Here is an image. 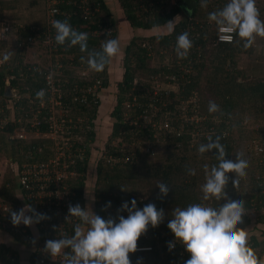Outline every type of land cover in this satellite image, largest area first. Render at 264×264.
Segmentation results:
<instances>
[{
    "label": "trees",
    "instance_id": "16d2710c",
    "mask_svg": "<svg viewBox=\"0 0 264 264\" xmlns=\"http://www.w3.org/2000/svg\"><path fill=\"white\" fill-rule=\"evenodd\" d=\"M54 1V6L59 10L56 15L57 20L67 19L74 29L86 32L89 50L100 51L106 39H117V19L106 0ZM183 1L118 0L124 18L133 30L142 33L155 28L169 29V22L172 25V31L133 36L127 43L123 57V76L118 82L117 100L111 112L115 121L104 151L107 157L101 156L102 158L96 161L94 180L90 183L93 184L94 212L106 219L110 214L115 217L122 203L124 201L130 203L133 198L137 200L139 208H143L148 203H154L157 209H164L165 220L158 227L149 226L147 233L138 241V247L150 246L152 249L130 254L132 264H137L138 258H143L142 264H184L190 258V253L185 250L183 244L177 241L172 251L168 248V242L175 240L174 234L167 227L169 220L172 219L173 209L185 208L192 203H202L218 208L220 204L227 202L224 199L216 201L214 198L210 201L202 200L201 185L205 182L204 159L212 158L207 163L210 168L212 165L218 166L219 163L216 159L217 150L213 149L204 154L198 152L200 144L208 143L209 135L213 137V140L216 136L221 137L220 142L225 146L227 153L226 159L232 161L237 159L238 143L246 142L248 149L245 158H242L249 162V167L246 169L247 175L240 178L237 189L232 184L235 174L229 173L227 197L231 200L244 201L247 209L245 216L249 219L248 212L256 210L261 213L259 219L264 221V186L259 184L255 175L257 171L264 170V136H261L260 130L248 131L242 124L246 117L244 111L254 109V112L264 115V78L246 80L252 71L247 70L248 63L240 65L243 54L254 53V45L245 49L244 41L240 40L236 34L233 42H215L217 25L209 21L208 14L222 9L228 0H207V7L201 6V0H195L197 5L191 13L186 12L185 6L181 4ZM40 2L44 3L45 9L47 0L30 1L31 5H37ZM256 2L264 19V1L256 0ZM3 5L0 0V9ZM87 8L89 10H86ZM2 15L0 14V26H10L9 36L13 37V41L7 40L9 37L3 39L0 36V59H2L0 110L3 107L5 110L1 114L11 116L6 111L8 110L7 102L11 101L14 111L11 117L15 119L21 117L24 123L23 118L26 119V115L30 114L33 102L38 101L36 93L46 87V75L51 70H61L60 74H55L54 77L63 93V102L69 107L67 115L74 120L79 117L86 118L84 122H79L75 131L82 135L80 141L85 144L94 142L96 140L94 127L101 105L100 98L96 93L87 103H81L78 100L74 101L72 92L75 86L92 85L98 79L102 81L100 89L108 87L111 62L103 72H95L88 68L87 63L81 62V56L87 54L82 53L79 46L68 47L67 44H58V50L55 51L43 41V36L39 37L35 44L28 46L27 38L46 29V22L39 25L41 30H36L35 27L38 25L6 21ZM185 31L189 33L193 47L187 58L180 59L175 51L176 41L177 37ZM21 41H24L23 46L19 44ZM34 45L41 51L37 52L38 48L33 50ZM155 52L164 53L162 56L173 53L171 63L154 66L152 58ZM6 53L11 54V59L7 62L3 60ZM36 56L43 61L34 60ZM262 67L264 68V64ZM185 68H190V73L184 72ZM78 70H88L89 73L84 72L80 75ZM157 75L161 79H163L162 76L173 75L176 81L181 82V86L179 94L171 93L168 98L171 102H168L167 106L161 105L160 110L152 114V106L148 105L149 100L146 97L152 83L143 80L144 78L151 80ZM11 89L16 92L13 98H11ZM159 94L162 99L167 97L163 89L159 90ZM135 97L138 103L135 107L128 108L127 103L132 102ZM189 98L195 100L191 99L189 103L181 102L182 99ZM210 101L219 105L220 110L210 113L208 110ZM180 106H187L188 114L194 117L199 116L201 119L197 121L195 117L181 126L177 120L181 112ZM166 113L173 120H171L173 124L170 131L161 127L166 120ZM141 114H148L149 117L146 119L143 116L140 117L137 124L133 122V119L135 120ZM127 115H130L131 119H126ZM154 122H157L155 127ZM20 125L16 121H11L3 127L0 126V157L5 156L9 160L11 169L15 173V176L4 174L0 183V201H13L20 205L19 209L25 204L18 198L19 184L14 179L15 177L17 179L16 172L23 162L45 159L51 153V148L43 141L17 138L15 128ZM175 128L178 130L176 131ZM157 137L171 142L172 147L169 151L157 154L155 151L146 150V143L156 140ZM38 142L43 147L41 151L32 148ZM87 153L90 157V146L87 147ZM89 159L87 157L74 164L73 170L76 175L70 179L69 183L70 189L75 193L72 202L79 203L85 208L90 185L88 182ZM189 168L194 169L196 174H189ZM161 182L170 187V192L163 199L158 198L160 189L157 184ZM121 186L128 191H121ZM109 201H111V207L107 211L103 210ZM121 214L125 217L128 215L126 211ZM0 219L9 230L10 216L3 215L0 211ZM1 227L4 228L0 224ZM15 236L20 238L18 234ZM249 243L262 257L263 240L252 234L249 237ZM0 264H21L17 252L1 242ZM30 264H38L34 250L30 253Z\"/></svg>",
    "mask_w": 264,
    "mask_h": 264
},
{
    "label": "clouds",
    "instance_id": "9594fccd",
    "mask_svg": "<svg viewBox=\"0 0 264 264\" xmlns=\"http://www.w3.org/2000/svg\"><path fill=\"white\" fill-rule=\"evenodd\" d=\"M201 6L207 7V0H201ZM187 11L191 13L192 9ZM208 19L217 25V35L221 42H232L233 34H236L244 41L243 47L248 49L255 44L257 37L264 38V19H261L256 0H228L222 9L210 12ZM52 26L56 32L57 44L79 46L80 51L87 54L81 56V62L87 63L92 71L103 72L120 53V42L116 38L106 39L100 51L89 50L88 34L74 29L67 19L54 20ZM169 31H172L171 22ZM192 47L193 41L188 32L177 37L175 51L178 58H187ZM10 59V53L3 56L5 62ZM45 95V90L41 89L36 93V98L43 103ZM208 110L210 113L217 112L220 110L219 105L210 101ZM207 141L208 143L199 145L198 152L204 154L217 150L216 159L219 163L211 168L207 163L203 165L205 182L201 185L202 200L210 201L214 198L216 201L224 199L227 202L220 204L218 208L202 203L174 208L172 219L167 224L175 237V241L168 242L169 251L175 248L178 241L190 253V258L184 264H264V258L249 243L248 231L240 227L247 213L245 202L228 199L226 192L229 173L235 174L232 184L238 189L240 178L247 175L249 162L242 158L243 153L236 154V161L226 159L227 153L220 142V136L213 140L209 135ZM188 172L196 174L191 168ZM157 186L160 189L158 198L163 199L170 192V187L163 182ZM121 191L128 190L121 186ZM110 207L111 201L107 202L103 210L107 211ZM124 211L128 213L127 217L121 214ZM68 217H75L80 221L74 226V235L45 242L44 252L54 261L61 257V264H132L130 254L139 250V239L147 233L149 226L158 227L165 220V211L157 209L154 203L139 208L137 200L133 198L130 203H122L115 217L110 214L106 219L79 203L69 204ZM50 219L49 215L37 212L31 205L10 213V222L14 226L23 224L33 227ZM31 243H37L35 237ZM142 260L143 258H138L137 264H142Z\"/></svg>",
    "mask_w": 264,
    "mask_h": 264
},
{
    "label": "built area",
    "instance_id": "2783aa9c",
    "mask_svg": "<svg viewBox=\"0 0 264 264\" xmlns=\"http://www.w3.org/2000/svg\"><path fill=\"white\" fill-rule=\"evenodd\" d=\"M54 4V0H47L45 6L46 29L41 30L39 25L36 26L35 29L41 30V32H38L36 35H30L27 38L26 43L28 46L35 44L37 39L43 36V41L48 44L52 50H58V44L55 41L56 32L52 26V22L57 20L56 15L59 10ZM86 10H89V8ZM10 31L9 25L3 26L0 35L1 38H8ZM234 40L235 34H233L232 42ZM215 42H221L218 39L217 33ZM19 44L23 46L24 41H21ZM1 63L2 59H0V64ZM57 65L60 66V64ZM190 71V68L184 69V72L190 73ZM165 77L169 83H174L176 86L174 88H166L164 86L159 88L152 84V87L148 88L146 93L148 96L146 97H148L149 100L148 105L152 106V114L157 113L160 110L161 105L167 106L168 102H171L168 98L172 92H175L176 95L180 92L181 82L176 81L173 75L171 77L169 75ZM54 79V71L51 70L50 73L46 75V87L42 88L46 92L43 103H41L39 99L37 102H33V105L30 107V114L26 115V119L25 117L23 118L24 123L22 122L21 117L17 119L14 117L12 119L6 114H0L1 127L9 124L11 121H16L21 124L20 127L15 128V136L17 138L23 140L35 139L37 141H43L46 146L51 148V153L45 159L25 161L16 172L19 184L18 191H20L22 195L20 201L24 202L25 205H31L37 212L46 213L51 219L41 221L35 225L37 235L30 227L24 226L23 224L14 226L11 223L9 229L13 235L18 234L22 240L31 244L33 247L32 250L36 252V260L38 264H61V257L55 258L54 261L46 252H44L45 242L49 239H59L62 236L70 237L74 235V226L80 221L75 217L67 218L69 204L75 205L74 202H72V197L75 193L69 187L70 179L76 175L73 166L77 161L84 160L87 157L90 158L89 161L91 162V158L93 157L92 148H95L94 145L96 142L95 140L92 143L85 144L83 141H80L82 140V135L75 131V128H78L79 122H84L85 119L79 117L74 120V118L72 119L67 115V108L69 107L64 104L62 99L63 93ZM101 86L102 81L99 79L92 85L82 87L75 86L74 91L72 92L74 101L78 100L81 103H87L90 100V97L95 96L96 93L97 97H99L98 92L102 90L100 89ZM160 89L166 91V98H161L159 94ZM191 99L195 100L194 98H189L182 99L181 102L189 103L191 102ZM136 100L137 97H135L132 102H128V108L135 107L138 103ZM185 110H187V106L184 108V111ZM142 116L143 118L145 117V119L149 117L148 114H141V116H137L135 120L133 119V122L137 124ZM190 116L191 117L189 118L186 116V122L195 119L196 117H194V115ZM125 117L126 119H131L130 115ZM200 119L199 116L196 117L197 121ZM186 122L183 123V125L186 124ZM156 124L157 122H154V127ZM172 124L171 120H166L163 127L170 131L169 129H172ZM175 130L177 131L178 129L175 128ZM153 142V140H150L146 143V150L148 152L154 151ZM88 146H90L91 150L90 157L87 153ZM32 148H37L41 151L43 147L38 142V144H34ZM102 156L106 158L107 154L103 153ZM255 175L257 180H259V184L264 186V170L257 171ZM7 185L9 186L10 183L8 182ZM19 207L20 205L15 204L13 201H0V211L3 215L10 216L11 211H18ZM0 224L4 225L1 219ZM54 225L56 226L55 228L53 227ZM34 237L37 240L35 245L31 243V240ZM38 240L40 242H38ZM151 249L150 246H145L139 247L138 251Z\"/></svg>",
    "mask_w": 264,
    "mask_h": 264
},
{
    "label": "rangeland",
    "instance_id": "374dc122",
    "mask_svg": "<svg viewBox=\"0 0 264 264\" xmlns=\"http://www.w3.org/2000/svg\"><path fill=\"white\" fill-rule=\"evenodd\" d=\"M30 1L31 0H2L4 5L0 9V14H3L2 16H4V20L13 21V22H16L17 24L41 25L42 23H45L46 11L44 9V3L40 2L37 5H31ZM260 1H264V0H260ZM106 2H108V4L110 5V8L114 11V16L117 19V26H118L117 39L120 42L121 50H120L119 55L113 58L111 61V65H110L111 70H109L110 85L106 88H103L100 92H98L101 105H100L98 117L96 119V123L94 127L96 130V142L94 145L95 148H92L93 157L91 158L90 167H89V176H88L89 184L90 182H92V180H94L93 177L96 172V161L102 158L101 151L103 150V153H104L106 149L109 136L112 132V126L115 121V118L112 117L111 112L117 100L118 82L122 79V76H123V71H124L123 57H124V52H125L124 50H125L127 43L130 41V39L133 36H141L142 34L146 36L150 34H158L163 31L164 32L169 31V29H162V28L161 29L155 28L151 31H143L142 33L140 31L133 30L130 27L129 22L126 20V18H124V15L119 7L118 0H106ZM261 19L263 18L261 17ZM2 28L3 27L0 26V35H1ZM8 37L9 39L7 40L13 41L12 36H8ZM36 48L39 49L37 52L41 51L39 47H36V45H34L33 50ZM254 48H255L254 53H252L251 55L243 54L240 58V65L241 66L247 65L248 63L247 70L252 71L250 75L246 78V80H254L255 78H264V68L262 67L264 64V38L257 37L256 42L254 44ZM162 54L164 53L160 52V54H158L155 52L153 54L152 64L154 66L159 67L163 64L171 63L173 53H170V54L168 53L166 56L163 55L164 57L162 56ZM34 60H38L39 62L43 61L42 58L37 57V56L35 57ZM53 71H54V76H55V74H60L61 70H53ZM77 72L80 75L84 74V72L89 73L88 70H78ZM162 78L163 79L159 78L157 75V77L154 79L152 78L151 80H148V78H144L143 81H148V82L151 81V83L154 86L159 87V88H161V86H164L166 88H174L176 86V84L169 83L167 80H165L166 79L165 76H162ZM15 93L16 92L11 89V95H12L11 98L15 96L14 95ZM7 103L8 104L6 108H8V110L6 111L8 112V114L13 116L14 114L13 104L11 103V101ZM180 107H181L180 108L181 112L179 113L178 120L182 126L183 123H185L187 120L186 116L188 118L191 116L188 114L187 110L184 111L185 106H180ZM3 110H4V107L1 108L0 114L3 112ZM243 113H245L244 115L246 117L242 121V124H244L247 127L248 131L250 129H258V131L260 130L259 133L261 134V136H264V115L261 113L254 112V109L248 110V112L244 111ZM165 115H166L165 117L166 120L168 121L172 120V118L169 117V114L166 113ZM248 115H249V118H248ZM81 118H84V117H81ZM166 120H164V122L161 124V127L164 126V123ZM112 144H114V142ZM238 144H239L237 148L238 152L243 153V157L245 158L246 150L248 149L246 146V142L244 143L240 142ZM171 147H172L171 142H169L168 139H160L159 137H157V139L154 140L153 142V148H154L155 153L157 154H163L164 152L169 151ZM210 160H212V158L210 157L205 158L203 165L205 163H208ZM209 168H210V165H209ZM4 174L9 175V176H15V173L11 169V163L9 162V160L5 156H1L0 157V183H1V180L4 178ZM14 179L17 181L16 177ZM92 185L90 184L88 186L87 197H86V208L88 207L89 211H94V205H93L94 197H93V192H92L93 191ZM18 194H19L18 198L20 199L22 196L21 192L18 191ZM248 213L250 215L249 216L250 219L247 216H244L243 223L240 225V227H245V229L248 231L249 237L252 234H255L256 236H259L264 242V221L259 219V215L261 213L256 210L249 211ZM258 219L261 221H259ZM4 228H5L4 230L7 232L8 229H6L5 226ZM1 229L3 228L1 227ZM23 242L26 243L27 246H29L27 242L25 241ZM27 246L25 245L26 249L28 248L27 250L31 252L33 247L32 246L27 247ZM30 247H31V250H30ZM261 256L262 258H264V250L263 252H261ZM21 258H22V263L26 264L27 259L22 257V254H21Z\"/></svg>",
    "mask_w": 264,
    "mask_h": 264
},
{
    "label": "crops",
    "instance_id": "0c3cea01",
    "mask_svg": "<svg viewBox=\"0 0 264 264\" xmlns=\"http://www.w3.org/2000/svg\"><path fill=\"white\" fill-rule=\"evenodd\" d=\"M110 67H109V70H111ZM30 228L37 235L35 225L33 227H30ZM0 242L7 244L14 251L17 252V254L20 257L21 264H24V263H22L21 254H22V257L27 259L26 264H30V253L31 252L27 250L28 248L26 249L25 245L27 246V244L24 243L23 241H21L20 238L16 237L15 235L10 233L9 231L6 232L4 230V228L3 229L0 228ZM29 246H31V245L29 244ZM29 246H27V247H29ZM30 250H31V247H30ZM26 252H27V254H26Z\"/></svg>",
    "mask_w": 264,
    "mask_h": 264
},
{
    "label": "water",
    "instance_id": "95a60500",
    "mask_svg": "<svg viewBox=\"0 0 264 264\" xmlns=\"http://www.w3.org/2000/svg\"><path fill=\"white\" fill-rule=\"evenodd\" d=\"M181 4H183L185 6L186 12H188L187 9H189V8L192 9L191 12H194L196 5H197L195 0H184Z\"/></svg>",
    "mask_w": 264,
    "mask_h": 264
},
{
    "label": "flooded vegetation",
    "instance_id": "af4514ba",
    "mask_svg": "<svg viewBox=\"0 0 264 264\" xmlns=\"http://www.w3.org/2000/svg\"><path fill=\"white\" fill-rule=\"evenodd\" d=\"M93 181V180H92ZM91 183V182H90Z\"/></svg>",
    "mask_w": 264,
    "mask_h": 264
}]
</instances>
